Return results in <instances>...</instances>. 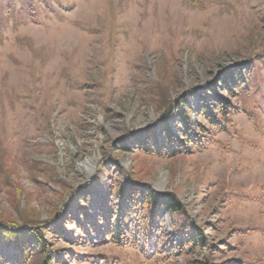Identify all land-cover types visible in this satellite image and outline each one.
<instances>
[{"label":"rangeland","instance_id":"obj_1","mask_svg":"<svg viewBox=\"0 0 264 264\" xmlns=\"http://www.w3.org/2000/svg\"><path fill=\"white\" fill-rule=\"evenodd\" d=\"M243 67L252 89L221 93L228 131L207 127L213 142L191 153L143 151ZM111 159L177 195L187 216L162 211L170 239L203 231L204 253L158 264H264V0H0V224L65 223L50 237L59 264H151L67 224Z\"/></svg>","mask_w":264,"mask_h":264},{"label":"trees","instance_id":"obj_2","mask_svg":"<svg viewBox=\"0 0 264 264\" xmlns=\"http://www.w3.org/2000/svg\"><path fill=\"white\" fill-rule=\"evenodd\" d=\"M186 2L191 8L203 6V0ZM252 70L243 67L237 72L226 74L221 82L223 88L220 94H210L208 104L205 99L197 119H191L188 114L181 115L177 133L163 120L160 126L162 139L153 136L150 141L146 137L138 145H142L146 153L174 157L191 153L192 149H200L208 142H213L210 141L212 138L205 140L207 127L228 131L229 108L232 107L231 102L221 93L225 92L231 97L235 95L233 89L241 91L247 85L246 75L254 70L261 75L259 66ZM246 88L252 89L251 85ZM121 149L123 152L129 151L128 146ZM111 161L101 164L96 178L84 188L73 214H68V225L79 230L80 236L88 239L89 243H93L92 239L106 240L120 249L141 250L151 264L169 262L177 255L190 256L206 251L207 240L201 228H188L183 224L177 230L180 236L178 239H170V234H165L160 228L162 211L187 216L176 194L156 192L148 185L132 180L118 161ZM109 167L112 170L108 171V179L104 180L102 173L107 172ZM59 224V221L37 226L0 224V264H31L32 261L59 264L62 257L56 258L49 253L52 245L50 237L61 235L59 231L66 225ZM63 231L61 239L68 233Z\"/></svg>","mask_w":264,"mask_h":264}]
</instances>
